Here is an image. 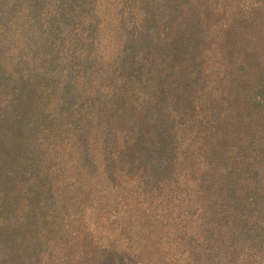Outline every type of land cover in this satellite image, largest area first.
<instances>
[{"label":"trees","instance_id":"16d2710c","mask_svg":"<svg viewBox=\"0 0 264 264\" xmlns=\"http://www.w3.org/2000/svg\"><path fill=\"white\" fill-rule=\"evenodd\" d=\"M0 264H264V0H0Z\"/></svg>","mask_w":264,"mask_h":264}]
</instances>
